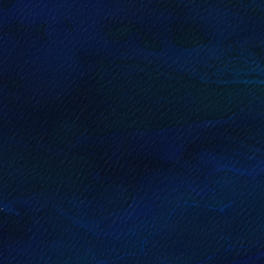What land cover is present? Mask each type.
<instances>
[{"label":"water","instance_id":"1","mask_svg":"<svg viewBox=\"0 0 264 264\" xmlns=\"http://www.w3.org/2000/svg\"><path fill=\"white\" fill-rule=\"evenodd\" d=\"M0 264H264V0H0Z\"/></svg>","mask_w":264,"mask_h":264}]
</instances>
